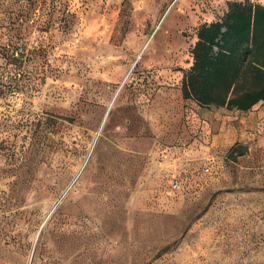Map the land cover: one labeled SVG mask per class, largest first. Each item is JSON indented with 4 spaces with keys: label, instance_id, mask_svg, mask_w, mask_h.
I'll use <instances>...</instances> for the list:
<instances>
[{
    "label": "rangeland",
    "instance_id": "rangeland-1",
    "mask_svg": "<svg viewBox=\"0 0 264 264\" xmlns=\"http://www.w3.org/2000/svg\"><path fill=\"white\" fill-rule=\"evenodd\" d=\"M228 1L0 0V264H264V101L182 93Z\"/></svg>",
    "mask_w": 264,
    "mask_h": 264
},
{
    "label": "trees",
    "instance_id": "trees-1",
    "mask_svg": "<svg viewBox=\"0 0 264 264\" xmlns=\"http://www.w3.org/2000/svg\"><path fill=\"white\" fill-rule=\"evenodd\" d=\"M192 55L184 98L240 111L264 101V4L228 1L220 18L198 28Z\"/></svg>",
    "mask_w": 264,
    "mask_h": 264
},
{
    "label": "bare ground",
    "instance_id": "bare-ground-1",
    "mask_svg": "<svg viewBox=\"0 0 264 264\" xmlns=\"http://www.w3.org/2000/svg\"><path fill=\"white\" fill-rule=\"evenodd\" d=\"M140 54L142 53V51H140L139 52ZM124 81H125V79H124ZM124 81L122 82V84L124 83ZM122 84H121V86H122ZM120 86V87H121ZM119 87V89L115 92V94H114V97L110 100V102H109V104H108V108H107V112H106V114H105V117H106V115H107V113H108V111L110 110V108H111V106L113 105V102H114V100H115V97H116V95H117V93L120 91V88ZM105 120V119H104ZM103 123H104V121H103ZM101 126V125H100ZM84 165V164H83ZM78 175V174H77Z\"/></svg>",
    "mask_w": 264,
    "mask_h": 264
},
{
    "label": "built area",
    "instance_id": "built-area-1",
    "mask_svg": "<svg viewBox=\"0 0 264 264\" xmlns=\"http://www.w3.org/2000/svg\"><path fill=\"white\" fill-rule=\"evenodd\" d=\"M178 184L177 183H175V186H177Z\"/></svg>",
    "mask_w": 264,
    "mask_h": 264
}]
</instances>
